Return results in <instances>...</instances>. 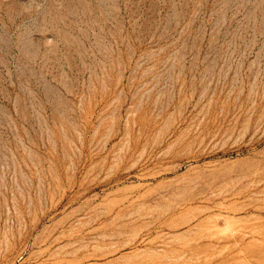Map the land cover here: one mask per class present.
I'll return each instance as SVG.
<instances>
[{
  "label": "rangeland",
  "instance_id": "rangeland-1",
  "mask_svg": "<svg viewBox=\"0 0 264 264\" xmlns=\"http://www.w3.org/2000/svg\"><path fill=\"white\" fill-rule=\"evenodd\" d=\"M0 264H264V0H0Z\"/></svg>",
  "mask_w": 264,
  "mask_h": 264
}]
</instances>
